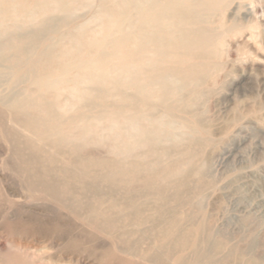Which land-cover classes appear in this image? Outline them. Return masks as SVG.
<instances>
[{"label":"rangeland","instance_id":"1","mask_svg":"<svg viewBox=\"0 0 264 264\" xmlns=\"http://www.w3.org/2000/svg\"><path fill=\"white\" fill-rule=\"evenodd\" d=\"M210 3L0 0V264H264V0Z\"/></svg>","mask_w":264,"mask_h":264},{"label":"bare ground","instance_id":"2","mask_svg":"<svg viewBox=\"0 0 264 264\" xmlns=\"http://www.w3.org/2000/svg\"><path fill=\"white\" fill-rule=\"evenodd\" d=\"M203 1V3H205V4H211L210 3V1L211 0H202ZM179 5V4H178ZM180 6V5H179ZM149 9V8H148ZM148 9H146L145 10V12L143 11V13L141 14L142 16H141V20H142V22L143 23H146L147 21H152L153 19H156V20H158L160 17H161V15H163V14H161L160 13V11H161V9H157V7L154 5L153 7H152V10H148ZM125 11V10H124ZM179 11V10H178ZM183 11V9H180V12L184 15L183 16V18L186 20V19H194V22H195V18H196V15H195V17L194 18H192L191 16H192V14L190 15L189 13H188V10L187 9H184V11ZM125 16H126V12H124L123 14H121L120 15V21H122L124 18H125ZM122 19V20H121ZM118 21V19L116 20V22ZM195 24V23H194ZM129 35H127V33H123V35L122 36H120L119 38H116V39H112V44L113 45H115V47H117L118 45H120L121 44V42H127L128 40H129ZM205 40H206V32L204 31V30H195L194 28H189V30H187V32H185V45L187 46L186 48H187V51L188 52H190V53H192L194 50H196L197 48H200V47H202L203 46V44H204V42H205ZM98 44H100V43H98ZM143 52H142V49H140V54H142ZM204 54V53H203ZM131 55V53H128V58H129V56ZM103 59H101V61L102 62H100L101 64H102V66H104L105 65V59H106V54H103V57H102ZM125 65H127V63H123L122 64V66H125ZM79 67L80 68H82V69H86V70H88L90 67L88 66V64L87 63H80L79 64ZM102 68V67H101ZM100 74H99V76H102V72L100 71L99 72ZM46 82V81H45ZM157 83V82H156ZM45 84H47L49 87H52V84L53 83H51V82H46ZM10 104V103H9ZM57 113V112H56ZM23 120H25V123L28 125V126H30V127H34L35 126V121L33 120V119H31V118H28V117H26V118H23ZM146 171H148V170H150L148 167H145L144 168ZM145 170H141L143 173H144V171ZM140 174H142V173H140ZM140 174H138V176L139 177H142ZM181 179H183V178H181ZM182 181V180H181ZM177 183H180V181L179 182H177ZM95 190V189H94ZM179 196H180V194H178ZM157 202H153V203H155V204H157V203H159L161 206L157 209V212H160V215H164V213H163V207H164V205H165V203H166V199L165 198H163V199H159V201L158 200H156ZM159 204L156 206V207H158L159 206ZM175 209H176V207H174ZM174 210V209H173ZM164 217L165 216H162V217H157V219L155 218V220H158V221H164ZM167 217V216H166ZM174 218V217H173ZM184 219V218H183ZM174 220H175V224H174V226H173V223H174ZM179 221H180V218H175V219H173V220H171V223H170V225H171V231L169 232L168 230H164V231H161V239L162 240H166V239H169V238H171V236H172V233L174 232V231H176L175 229L177 228V226L179 225ZM172 226H173V228H172ZM192 228V227H191ZM184 229H185V227H184ZM184 229H182V230H184ZM181 230V231H182ZM194 230V229H193ZM193 230H191V233H193L192 231ZM201 230V229H200ZM195 231V230H194ZM184 232H185V230H184ZM190 233V230L188 231V228H186V233ZM185 233V234H186ZM196 233V232H195ZM180 234V233H179ZM176 235H178V233L176 234ZM181 235H183L184 236V234L182 233ZM191 235H193V234H191ZM191 235H189L190 237H192ZM189 236H188V239H186L185 238V236L183 237V238H180V239H178V241L180 242H182L181 244L182 245H185V244H188L189 242H193L194 241V239L192 240V238L189 240ZM179 237H182V236H180L179 235ZM178 237V238H179ZM194 238V237H193ZM196 238V237H195ZM199 242V241H198ZM209 244V243H208ZM175 248V247H174ZM182 248V247H181ZM178 250H180V249H178ZM195 250H197V249H195ZM194 252V251H193ZM207 252V251H206ZM208 252L210 253L211 252V250H208ZM96 254V253H95ZM192 255H193V253H191ZM212 254V253H211ZM211 254L209 255V257L211 256ZM187 255V254H186ZM213 256V255H212ZM208 257V258H209ZM183 259H184V256H183ZM188 259V258H187ZM190 259V258H189ZM186 260V259H185ZM184 260V262H182V264H186V261ZM200 260H203V259H200ZM208 260V259H207ZM179 261L181 262V260H180V257H179ZM183 261V260H182ZM179 262V263H180ZM198 262H199V260H198ZM212 262V261H211ZM207 263L208 264H210V262H208L207 261ZM213 263V262H212ZM214 263H215V260H214Z\"/></svg>","mask_w":264,"mask_h":264}]
</instances>
